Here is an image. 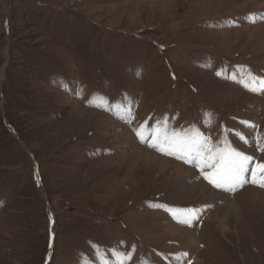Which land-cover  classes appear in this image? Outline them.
Instances as JSON below:
<instances>
[{"label":"rangeland","instance_id":"374dc122","mask_svg":"<svg viewBox=\"0 0 264 264\" xmlns=\"http://www.w3.org/2000/svg\"><path fill=\"white\" fill-rule=\"evenodd\" d=\"M257 78L264 0H0V264H264ZM156 128L252 157L247 182L213 187Z\"/></svg>","mask_w":264,"mask_h":264},{"label":"snow or ice","instance_id":"6c2138e0","mask_svg":"<svg viewBox=\"0 0 264 264\" xmlns=\"http://www.w3.org/2000/svg\"><path fill=\"white\" fill-rule=\"evenodd\" d=\"M257 80V86L264 90V79L257 78ZM245 87L249 91L257 90L256 87H249L247 84H245ZM242 123L247 124V122ZM136 134L143 142L145 138L139 129L136 130ZM149 135L158 138V140L166 141V145L163 147L159 146V144L155 145L158 150L164 151L165 154L171 155L178 151L181 153L178 158L184 159L186 163L197 162L198 167L206 164L209 168H212V173L205 175V179L217 189L234 191L238 186H242L243 183L247 182L243 179V176L249 170L247 165L252 160V157L231 149L230 145L224 150L213 149L209 147L207 138L202 137L195 129L190 134L185 133L181 136L179 133H168L166 129L156 128ZM237 135L240 134L237 133ZM240 138L244 139L242 135ZM149 146L152 147L154 145L149 144ZM256 168L260 173H264V163H257ZM252 176L251 182L257 183V173L255 171L252 172ZM259 186L264 187V175L259 177ZM185 211L189 212L193 217L198 214L196 209ZM177 222L190 223V220H178ZM114 255L119 254L114 252ZM125 258L131 259V254H123L121 259L116 261V264H125ZM100 264H107V262L102 260Z\"/></svg>","mask_w":264,"mask_h":264},{"label":"bare ground","instance_id":"6f19581e","mask_svg":"<svg viewBox=\"0 0 264 264\" xmlns=\"http://www.w3.org/2000/svg\"><path fill=\"white\" fill-rule=\"evenodd\" d=\"M261 91L264 92V90H261ZM256 124H257L256 120H253L252 122H250L248 124L247 127H248V129L254 130ZM219 195H220L219 200H220L221 204L219 207H217V212L219 213V210L222 211V209L228 208V209H230L232 214H235L236 213V208H235L236 206H235V203L232 201L233 197L231 198L227 193H222V194L219 193ZM218 213H215V216ZM201 215H203L202 211L201 212L198 211V214L194 217L191 216L190 213H187V212L185 214H183V216L186 219H188L190 217L191 220L195 219L196 217H200ZM210 217H211V215L209 216V218ZM219 223H222V221L220 219H219ZM194 234H195V232H193V231H187L186 235L184 236V240L186 241L187 248H188V255H189L188 257H194V251H195L196 245H197V238ZM196 260L198 261V259H196Z\"/></svg>","mask_w":264,"mask_h":264}]
</instances>
